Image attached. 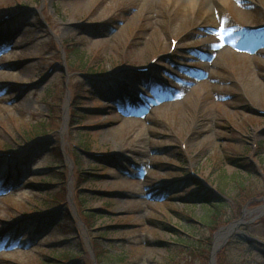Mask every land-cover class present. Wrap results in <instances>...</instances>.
Listing matches in <instances>:
<instances>
[{"label":"rangeland","instance_id":"rangeland-1","mask_svg":"<svg viewBox=\"0 0 264 264\" xmlns=\"http://www.w3.org/2000/svg\"><path fill=\"white\" fill-rule=\"evenodd\" d=\"M213 2L0 0V264H163L206 189L264 264V0Z\"/></svg>","mask_w":264,"mask_h":264},{"label":"trees","instance_id":"trees-1","mask_svg":"<svg viewBox=\"0 0 264 264\" xmlns=\"http://www.w3.org/2000/svg\"><path fill=\"white\" fill-rule=\"evenodd\" d=\"M84 66V64H81ZM88 70L91 71L92 68L88 67ZM78 98V95L75 94L73 96V101ZM239 167H245L246 165L237 164ZM250 166V165H249ZM57 168V167H56ZM50 172L43 177L42 180L45 181L47 177L51 178L54 175L55 168L49 167ZM61 178V175H58ZM191 178V177H190ZM193 181H195L193 179ZM198 191H203L202 186L198 183H195ZM241 186L243 182H240ZM243 191V190H242ZM220 192V191H219ZM216 190L206 189L203 196V205L207 208L208 215L207 217H196L191 218L198 226L201 228H205L207 231H203L202 235H195L193 231H185L184 236H182L180 229L174 226L168 227L169 231L174 233L177 237L174 241H164L161 244H164L169 248L171 252V257L168 258V261L163 264H208L209 252L211 248L212 235L211 232L217 228L220 221L221 212H224V196L220 194ZM193 194H198L197 192ZM227 220H222L220 224H224ZM238 246H242V244L238 241L236 243ZM240 244V245H239ZM216 264H235L233 261V257L231 253L227 250L226 246L222 247L216 254L215 257Z\"/></svg>","mask_w":264,"mask_h":264},{"label":"water","instance_id":"water-1","mask_svg":"<svg viewBox=\"0 0 264 264\" xmlns=\"http://www.w3.org/2000/svg\"><path fill=\"white\" fill-rule=\"evenodd\" d=\"M236 225H232V226H225L224 228H222L220 230V235L217 234V238L220 239L218 244H214L212 249H211V253H210V258H209V264H215L214 262V255L215 252L223 246V244L226 242V239L228 237V235L235 229Z\"/></svg>","mask_w":264,"mask_h":264},{"label":"bare ground","instance_id":"bare-ground-1","mask_svg":"<svg viewBox=\"0 0 264 264\" xmlns=\"http://www.w3.org/2000/svg\"><path fill=\"white\" fill-rule=\"evenodd\" d=\"M188 5H191L192 7L199 5L200 3H209L212 6L216 5L213 0H184Z\"/></svg>","mask_w":264,"mask_h":264},{"label":"snow or ice","instance_id":"snow-or-ice-1","mask_svg":"<svg viewBox=\"0 0 264 264\" xmlns=\"http://www.w3.org/2000/svg\"><path fill=\"white\" fill-rule=\"evenodd\" d=\"M0 166H2V162H0Z\"/></svg>","mask_w":264,"mask_h":264}]
</instances>
